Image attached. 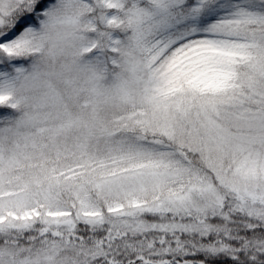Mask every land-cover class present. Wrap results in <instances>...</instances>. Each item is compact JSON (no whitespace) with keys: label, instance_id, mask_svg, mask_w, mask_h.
<instances>
[{"label":"snow or ice","instance_id":"1","mask_svg":"<svg viewBox=\"0 0 264 264\" xmlns=\"http://www.w3.org/2000/svg\"><path fill=\"white\" fill-rule=\"evenodd\" d=\"M0 264H264V0H0Z\"/></svg>","mask_w":264,"mask_h":264}]
</instances>
